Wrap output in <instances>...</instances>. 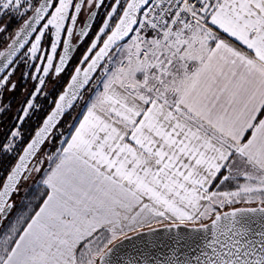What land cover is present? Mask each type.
<instances>
[{
	"label": "snow or ice",
	"instance_id": "obj_1",
	"mask_svg": "<svg viewBox=\"0 0 264 264\" xmlns=\"http://www.w3.org/2000/svg\"><path fill=\"white\" fill-rule=\"evenodd\" d=\"M4 18L0 264H264V0Z\"/></svg>",
	"mask_w": 264,
	"mask_h": 264
},
{
	"label": "flooded vegetation",
	"instance_id": "obj_2",
	"mask_svg": "<svg viewBox=\"0 0 264 264\" xmlns=\"http://www.w3.org/2000/svg\"><path fill=\"white\" fill-rule=\"evenodd\" d=\"M7 20V18H4L3 20H0V24L5 23ZM17 28V23L15 21H13L10 25H9V33H11L12 31H14ZM8 33H6L3 37H0V39H5L7 37ZM87 47V44H84L83 47L80 48V52L79 53H75V55L77 56V58L79 57V55L84 51V49ZM17 75H19V73H17ZM15 79V77H14ZM22 90H23V85H20L14 95V97H12V107H13V113H10L8 115V117L6 119H4L2 121V123H0V131H2L4 128H6L9 124L14 123V121L12 120V115L14 114L15 110L20 106V104L23 101V95H22ZM35 126V117L33 118V120L28 121L25 124V135H27V131L29 129V126ZM10 162L5 160L2 163H0V167L6 168L8 166Z\"/></svg>",
	"mask_w": 264,
	"mask_h": 264
},
{
	"label": "trees",
	"instance_id": "obj_3",
	"mask_svg": "<svg viewBox=\"0 0 264 264\" xmlns=\"http://www.w3.org/2000/svg\"><path fill=\"white\" fill-rule=\"evenodd\" d=\"M67 123V120H65V124Z\"/></svg>",
	"mask_w": 264,
	"mask_h": 264
}]
</instances>
